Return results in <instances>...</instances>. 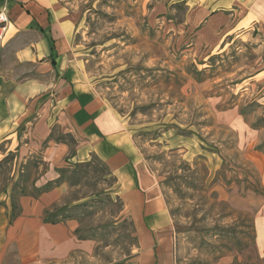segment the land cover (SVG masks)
I'll return each instance as SVG.
<instances>
[{
	"label": "rangeland",
	"instance_id": "1",
	"mask_svg": "<svg viewBox=\"0 0 264 264\" xmlns=\"http://www.w3.org/2000/svg\"><path fill=\"white\" fill-rule=\"evenodd\" d=\"M59 3L73 24L69 53L122 117L162 193L173 264H264L255 222L264 212V17H214L197 0ZM15 72L34 95L16 105L23 112L3 103L15 142L0 143V196L18 213L49 191L42 219L91 242L61 264H140L114 177L80 151L50 79L38 87L35 68Z\"/></svg>",
	"mask_w": 264,
	"mask_h": 264
},
{
	"label": "crops",
	"instance_id": "2",
	"mask_svg": "<svg viewBox=\"0 0 264 264\" xmlns=\"http://www.w3.org/2000/svg\"><path fill=\"white\" fill-rule=\"evenodd\" d=\"M197 1L214 17L238 15L241 23L264 17V0ZM1 10L8 16L5 35L9 36L0 40V98H4L0 113L7 108L3 103L10 104L7 112L19 108L23 112L16 105L34 95L15 83L17 66L35 68L38 87L50 79L57 109L81 137L80 151L95 155L114 177V194L136 231L139 263L173 264L168 230L172 219L165 200L122 117L85 81L79 60L69 53L73 24L64 7L59 0H0ZM32 104L25 107L27 113ZM37 124L42 126L43 121ZM11 129L6 116H0V143L5 147L15 142L6 133ZM36 129L41 133L42 127ZM41 191L40 202L20 203L18 213H12L10 202L0 196V264H61L74 253L86 255L91 247L89 239L74 236L70 224L42 219L50 196L48 190ZM255 222L257 242L264 250V212Z\"/></svg>",
	"mask_w": 264,
	"mask_h": 264
},
{
	"label": "built area",
	"instance_id": "3",
	"mask_svg": "<svg viewBox=\"0 0 264 264\" xmlns=\"http://www.w3.org/2000/svg\"><path fill=\"white\" fill-rule=\"evenodd\" d=\"M8 25V16L5 11H0V38Z\"/></svg>",
	"mask_w": 264,
	"mask_h": 264
},
{
	"label": "trees",
	"instance_id": "4",
	"mask_svg": "<svg viewBox=\"0 0 264 264\" xmlns=\"http://www.w3.org/2000/svg\"><path fill=\"white\" fill-rule=\"evenodd\" d=\"M45 191V190H44Z\"/></svg>",
	"mask_w": 264,
	"mask_h": 264
}]
</instances>
